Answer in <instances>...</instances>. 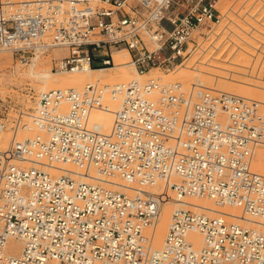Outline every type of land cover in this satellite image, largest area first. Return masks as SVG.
Segmentation results:
<instances>
[{"label":"built area","instance_id":"1","mask_svg":"<svg viewBox=\"0 0 264 264\" xmlns=\"http://www.w3.org/2000/svg\"><path fill=\"white\" fill-rule=\"evenodd\" d=\"M220 1L1 0L0 54L23 66L48 56L64 74L108 68L126 51L144 77L222 50L245 54L242 78L264 84V0ZM108 99L119 107L104 133L91 120ZM22 115L0 110V143L7 129L13 138L0 149V264H264L263 232L191 208L173 211L154 249L169 197L140 190L159 182L178 201L264 220V175L253 169L264 103L157 78L43 92L28 124ZM27 126L36 134L16 141Z\"/></svg>","mask_w":264,"mask_h":264},{"label":"rangeland","instance_id":"2","mask_svg":"<svg viewBox=\"0 0 264 264\" xmlns=\"http://www.w3.org/2000/svg\"><path fill=\"white\" fill-rule=\"evenodd\" d=\"M1 1V0H0ZM236 1H238V0H221V2H220V4H226V5H230V4H232V3H234V2H236ZM239 2H241V1H239ZM58 52H60V51H55V54L56 53H58ZM122 53V52H121ZM121 53H117V51H113V65H111L110 67L112 68V66L113 67H118L117 68V70H115V71H113V72H108V73H105V74H103L104 76H106L105 77V79H107L108 81H102V79L103 78H99L98 80H97V82H95V83H99L100 85H103V86H105L106 84H108V85H113V82H111L112 81V79L113 78H115L116 76H118V74L119 75H123V74H125V76H126V74H127V76H131V78H132V80H140L141 82H145L146 80H148V79H157V77H156V74H158V72H156V71H152V72H150L148 75H146V76H144V77H142V78H137L136 77V72H135V70H134V68L130 65V60H129V58H125L124 57V55L123 54H121ZM224 53V54H223ZM210 53L208 52L207 54H206V56L205 57H202V58H200L198 61H200L199 62V66H197L196 64L194 65V63L197 61V59L198 58H194L189 64H187L186 65V67L188 68H190V70L187 72L188 74L185 76V77H182L180 74H179V69L177 70V71H175L174 73H171V74H169V75H163V74H158V77H159V75H160V77H162V79L163 78H166L167 77V80H168V82L170 83V81H172L171 83H179V84H181L183 87H185V88H189L190 87V85L188 86V85H186L185 84V82L186 83H191V85H193V84H195L199 89H205L206 87H205V85H203V84H201V83H199L197 80V78L199 77H201V76H199V75H201V73H203V72H205V68H204V65L206 64V63H209L208 61H213V62H217L218 63V65L220 64V65H224L223 67H225V66H228L226 63H221V62H218V58L220 57L219 56V54L221 55V57L219 58V59H221V60H225V57H226V59L227 60H229V62H231V61H233V60H236V58H237V60L239 59V61H240V63H242V66H240V67H229L233 72H231V75H233V80H236V81H234V83H231L230 82V80H228V79H225V78H216V77H210V79L209 78H207V80H210V81H212L211 83L212 84H210V81L208 82L209 84H210V86H212V87H210V86H208L209 88H216V87H218V85L220 84V85H222V83H223V81H224V84L227 82V86H228V83L230 84H232L231 85V87L230 88H232V86H234V87H236V90L238 91V89L237 88H239V89H241L243 86H247L248 88H246L247 90H250L251 91V95H253L254 93H256V92H258L256 89H258V90H261V91H263L264 90V84H261V83H257V82H249V81H246L244 78H242L243 76H242V74H245V71L241 68V67H245V65H246V61H247V59L245 58V54L243 55L242 53L240 54V53H238L239 54V56H238V54H237V56H235L236 54H227V52H224V51H218L217 53L215 52L213 55H211V56H208ZM233 55V56H232ZM228 56H229V58H228ZM244 56V57H243ZM62 57V56H61ZM211 57L212 59H209V58ZM55 58H58V57H55ZM205 58H208V59H205ZM213 58L215 59V60H213ZM217 58V59H216ZM233 58H235V59H233ZM231 59H233V60H231ZM242 61H241V60ZM205 60V61H204ZM217 60V61H216ZM220 60V61H221ZM222 61V62H226L227 60H225V61ZM243 60H244V62H243ZM205 62V63H204ZM229 62H227V63H229ZM129 63V66L127 65ZM203 63V64H202ZM124 64V65H123ZM191 64H193V65H191ZM31 65L32 64H30V65H28V66H23V65H20V64H18L15 60H13L12 58H11V55L10 54H6V53H3V54H0V110H2V111H4V113L7 115V118H8V120L9 121H12L13 119H16L17 117H18V113L20 112H22L24 115H22V122H23V124H28L29 122H30V120H29V118H30V116H31V114L34 112V110H35V108H36V105H37V101H38V96H39V94L41 93L40 92V89H41V86H43V80L42 79H37V78H31L29 75H28V71L32 68L31 67ZM195 66V67H194ZM202 67V68H201ZM193 68V69H192ZM34 71H37V72H39V73H42V71H44V72H49L51 75H54L55 73L54 72H51V57H44V58H41L40 60H38L37 62H36V65H35V67L34 68H32ZM103 69H105V68H103ZM196 69V70H195ZM237 69V70H236ZM40 70H41V72H40ZM98 70V69H97ZM197 70H198V72H197ZM203 71V72H202ZM214 71H216V70H214ZM218 71V70H217ZM216 71V72H217ZM236 71V72H235ZM195 72V73H194ZM219 73H220V76H222V74H223V76L225 75V73H226V76L228 77V75H227V72H228V74H230L229 73V71H223V73H222V71L220 70V71H218ZM217 72V73H218ZM194 73V74H193ZM199 73V74H198ZM216 73V74H217ZM177 74H179L178 76H177ZM115 75V76H114ZM176 75V76H175ZM196 75V76H195ZM204 75V74H203ZM219 75V74H218ZM154 76V77H153ZM182 78H181V77ZM156 77V78H155ZM178 77V78H177ZM56 78V76H51V78L50 79H55ZM130 77H129V79H131ZM183 78H185L186 80H184ZM215 80H214V79ZM172 79V80H171ZM175 81H174V80ZM181 81H180V80ZM239 79V80H238ZM243 79V80H242ZM179 80V81H178ZM221 80V81H220ZM165 81V79H163V82ZM190 81V82H189ZM107 82V83H106ZM167 82V81H166ZM165 82V83H166ZM167 82V84H169ZM214 82L215 83H217V84H214ZM219 82H221V83H219ZM103 83V84H102ZM164 83V84H165ZM206 84V85H209V84ZM236 83V84H235ZM246 85H245V84ZM238 84H239V86H238ZM249 86H248V85ZM219 85V86H220ZM226 85V84H225ZM216 86V87H215ZM240 86H242L241 88H240ZM250 86H252V87H250ZM257 86V87H256ZM234 87L232 88V89H234ZM255 87V88H254ZM83 88V86L82 87H78L77 89H71V90H81ZM250 88V89H249ZM253 88V89H252ZM259 88H262V89H259ZM53 89H60L59 87H55V86H51V85H49V87H46L45 89H43L42 90V92L44 91V92H47V91H50V90H53ZM243 89H245V88H243ZM255 89V90H254ZM214 92H216L215 90H213ZM233 92L235 91V89L234 90H232ZM231 91V92H232ZM240 91V90H239ZM245 91V90H244ZM255 91V92H254ZM240 92H242V90L240 91ZM254 92V93H253ZM264 92V91H263ZM263 92H258L257 93V99L259 98L258 97V94H261L262 93V96H263V98H264V94H263ZM234 93H236V92H234ZM238 93V92H237ZM244 93V92H243ZM251 95H250V98H252L251 97ZM255 96H256V94H254ZM247 96H249V95H247ZM246 96V97H247ZM261 95H260V97H262ZM247 98H249V97H247ZM246 98V99H247ZM254 98V97H253ZM256 98V97H255ZM254 98V99H255ZM250 100V99H249ZM109 102H110V100H109ZM119 105V104H118ZM118 107L119 106H116V110L118 109ZM102 119V117H99V119ZM28 127V126H27ZM29 130V129H28ZM27 129L24 131V132H19L18 134H17V136H16V138H15V140H23L24 138H31V137H33L35 134H36V132L35 131H31V132H29ZM3 137H6V138H10L11 140L13 139L12 138V133H11V131L9 130V129H7L5 132H4V134H3ZM4 139V138H3ZM6 146V147H5ZM5 146H1L0 145V149H2L3 150V148L5 147L6 149L8 148L7 147V145H5ZM3 147V148H2ZM4 148V149H5ZM264 148H262V149H259V150H263ZM258 154V153H257ZM256 160V170L259 172V173H261L262 175L264 174V158H260V155H257L256 156V158H255ZM164 188V187H163ZM152 189L150 188V191H151ZM155 190H156V188H155ZM157 191H160V192H165V191H163L162 189H158ZM171 191V190H170ZM172 192V191H171ZM170 192V193H171ZM166 193V192H165ZM172 194V196L175 198V195H174V193L172 192L171 193ZM185 200V199H184ZM210 208H212L213 209V206H212V204H211V206H210ZM191 210V209H190ZM227 210H228V208H226V209H223V211L222 212H227ZM229 221H231V222H233L232 220H229ZM252 222H257V223H264V220H256V221H254V220H251ZM249 228H252V229H259V231L260 232H264V227L263 226H257V224H255V223H253V224H250L249 223V226H248ZM263 228V229H262ZM161 247H159L158 249H160Z\"/></svg>","mask_w":264,"mask_h":264},{"label":"bare ground","instance_id":"3","mask_svg":"<svg viewBox=\"0 0 264 264\" xmlns=\"http://www.w3.org/2000/svg\"><path fill=\"white\" fill-rule=\"evenodd\" d=\"M221 2V1H220ZM220 4V3H219ZM220 5H222V4H220ZM55 51L57 52V51H60V52H58V53H56L55 54ZM65 51L64 50H54L53 51V55L55 56V57H58V58H61V56H63L65 53H64ZM122 52V53H121ZM117 53H121V54H123L124 55V57L127 59V58H129V60H130V57H129V55H128V53L126 52V51H117ZM6 54H8V53H6ZM224 54V53H223ZM241 54V53H240ZM244 55V54H243ZM211 56V55H210ZM219 56L221 57V55L219 54ZM235 56H237V54L235 55ZM238 56H239V54H238ZM237 56V57H238ZM112 57H113V55H112ZM219 57V58H220ZM244 57V56H243ZM209 58V57H208ZM208 58H205V59H208ZM217 59L218 60V62H221V63H226L228 66H225V67H223L224 65H218V63L217 62H213V61H208L209 63H206L205 65H204V68H205V72H203V73H201V75H199V76H201L200 78L198 77L197 79V81L199 82V83H201V84H203V85H205V89H210V90H215L216 92H223V93H228V94H233V95H237V96H240V97H243V98H247V97H249V98H247V99H250V100H253V101H256V102H260V103H264V98H263V96H262V93L261 94H258V99H257V93L258 92H263L264 90L262 89V88H259V89H262L263 91H261V90H258V89H256L258 92H256V93H254V94H256V96L253 94V95H251L252 93H251V91L250 90H247L246 88H248L247 86H240V88L241 89H239V88H237L238 89V91L236 90V87H234V86H232V88L234 87V89H235V91L234 92H236V93H234L232 90H234V89H232V88H230L231 87V83H234V81H236V80H233L232 78H233V75H231V72H233L232 70L235 68V67H240V66H242V63H240V61H239V59L237 60V58H236V60H233V59H235V58H233V59H231V60H233V61H231V62H229V60H227L226 59V57H225V60H227L226 62H222L223 60H221V59ZM228 58H229V56H228ZM246 58V57H245ZM209 59H212L211 57L209 58ZM247 59V58H246ZM213 60H215L214 58H213ZM216 60V61H217ZM221 60V61H220ZM224 60V61H225ZM241 60V59H240ZM205 61V60H204ZM242 61V60H241ZM227 62H229V63H227ZM243 62H244V60H243ZM247 62V61H246ZM205 63V62H204ZM203 64V63H202ZM35 65H36V63H33L32 65H31V67L32 68H34L35 67ZM124 65V64H123ZM128 66H129V63L127 64ZM191 65H193V64H191ZM195 67V66H194ZM229 67H234L232 70L229 68ZM30 69L28 72V75L31 77V78H37V79H42L43 81V86H41V89H40V92L41 93H43L42 92V90L43 89H45L46 87H49V85H51V86H55V87H59L60 89H62V90H65V89H69V90H71V89H77L78 87H82L83 86V88L87 85V84H90V83H95V82H97V80L99 79V78H103L102 79V81H108L107 79H105V77L106 76H104L103 74H105V73H108V72H113V71H115V70H117V68L118 67H113L112 66V68L111 67H108V68H105V69H90V70H87V71H85V72H82V73H64V74H54V75H51L49 72H44V71H42V73H39V72H37V71H34L33 69ZM202 68V67H201ZM193 69V68H192ZM190 70V68L188 67H182V68H179V74L182 76V77H185L189 72ZM196 70V69H195ZM214 70H218V71H222V73H223V71H229V73L230 74H228V72H227V75H228V77L226 76V73H225V75L223 76V74H222V76H220V73L218 72H216V71H214ZM237 70V69H236ZM40 72H41V70H40ZM188 72V73H187ZM197 72H198V70H197ZM236 72V71H235ZM195 73V72H194ZM193 73V74H194ZM217 73V74H216ZM120 74V73H119ZM118 74V76H116L115 78H113L112 79V81L111 82H113V85H125V84H128V83H130V82H132V81H136V80H132V78H131V76H127V74H126V76H125V74H121V75H119ZM136 74V73H135ZM159 74V73H158ZM158 74H156V77L157 78H161V80H162V82H163V79H165V81L163 82V83H165L166 81L168 82V80H167V77L166 78H163L162 79V77H160V75H159V77H158ZM179 74H177V76L179 75ZM199 74V73H198ZM204 74V75H203ZM219 74V75H218ZM51 76H56V78L53 80V79H50L51 78ZM115 76V75H114ZM176 76V75H175ZM180 76V77H181ZM196 76V75H195ZM216 77V78H225V79H228V80H230V84L228 83V86H227V82L224 84V81H223V83H222V85H218V87H216V88H209L208 86H210V84H212L211 82L213 81H210L211 79H210V77ZM129 77L131 78V79H129ZM136 77L137 78H142L141 76H138L137 74H136ZM154 77V76H153ZM155 77V78H156ZM181 77V78H182ZM178 78V77H177ZM207 78H209L210 80H207ZM184 80H186L185 78H183ZM214 79V78H213ZM172 80V79H171ZM174 80V79H173ZM176 80V79H175ZM174 80V81H175ZM180 80V79H179ZM178 80V81H179ZM215 80V79H214ZM239 80V79H238ZM243 80V79H242ZM181 81V80H180ZM210 81V84L208 83ZM221 81V80H220ZM167 82L165 83V84H167ZM172 81H170V83H171ZM187 82V81H186ZM185 82V84L186 85H191V83H186ZM190 82V81H189ZM107 83V82H106ZM169 83V82H168ZM209 84V85H206V84ZM219 83H221V82H219ZM103 84V83H102ZM214 84H217V83H215L214 82ZM236 84V83H235ZM245 84V83H244ZM246 85V84H245ZM248 85V84H247ZM106 86H108V84H106ZM238 86H239V84H238ZM249 86V85H248ZM210 87H212V86H210ZM250 87H252V86H250ZM257 87V86H256ZM82 88V89H83ZM243 88H245V89H243ZM255 88V87H254ZM81 89V90H82ZM204 89V88H203ZM250 89V88H249ZM253 89V88H252ZM53 90H59V89H53ZM242 90V92H240V91ZM245 90V91H244ZM255 90V89H254ZM51 91V90H50ZM76 91H79V90H76ZM199 91H201V90H199ZM232 91V92H231ZM48 92V91H47ZM238 92V93H237ZM244 92V93H243ZM251 93V94H250ZM263 94H264V92H263ZM247 95H249V96H247ZM250 95H251V97L252 98H250ZM260 95L262 96V97H260ZM247 96V97H246ZM107 105H108V107H109V111H105V112H94L93 113V118H92V120L91 121H93V124H96V125H98L99 126V128H100V130L102 131V132H104V133H108L109 131H110V129H111V126H112V120H113V112H115L116 111V106H119L118 105V103L117 102H113V101H110L109 102V99L107 100ZM99 117H102V119L100 118L99 119ZM31 129V127L30 126H28L26 129L28 130V129ZM29 129V130H30ZM4 138V139H3ZM2 138V141H1V143H0V145L1 146H5V145H7V147L9 146V144H10V142H11V139L9 138H6V137H3ZM16 141H21V140H16ZM6 147V146H5ZM4 147V148H5ZM3 148V147H2ZM3 148V149H4ZM6 149V148H5ZM258 153V154H257ZM257 153H256V156L257 155H260V158L262 159V158H264V149L263 150H258L257 151ZM256 156H255V158H256ZM256 160V159H255ZM253 169H254V171L256 172V173H258V174H260V175H262L261 173H259L257 170H256V161H255V164L253 165ZM264 175V174H263ZM150 188L152 189L151 191H150ZM155 188H156V190H155ZM158 189H162L163 191H165L166 193H167V195H168V199H167V203H165L164 205H163V207H162V213H161V218H160V221H159V223H158V225H157V227H156V229H155V231H154V237H153V248L154 249H156V250H160L161 248H162V245H163V242H164V238H165V235H166V232H167V228H168V225H169V220H170V216H171V214L173 213V211H175V210H179V209H182V208H184V209H193V210H195V211H197V212H200V211H202V210H205L207 213V215H209V216H212V217H215V216H217V215H223V214H225V215H228V216H231L232 217V221H235V222H239V223H241V224H244L245 226H249V223L250 224H253V223H255V224H257V226L259 225V226H263L264 227V223H257V222H252L251 221V219H248L247 217H245L246 218V220H250V222H247V221H242V216H241V211L239 210V209H237V208H229V207H224V208H217L211 201H208V200H200V199H195V198H186L185 200H182V201H178V200H176L173 196H172V192L169 190V189H165V188H163V185L161 184V183H157L156 185H154V186H147V187H143L142 189H140L142 192H150V193H160V191H157ZM125 192H127V193H129L131 196H135V194L134 193H132V192H128V191H125ZM171 192V193H170ZM211 204H212V206H213V209L212 208H210V206H211ZM226 208H228V210H227V212H222L223 211V209H226ZM242 221V222H241ZM263 229V228H262ZM256 230H259V229H257L256 228ZM263 232V231H262ZM264 233V232H263ZM188 240L192 243V244H194L197 248H200L201 247V245H202V238L198 235V234H196V233H191V234H189V236H188ZM159 247H161L160 249H158ZM9 248H15L16 250H18V252L20 251V249H21V244L19 243V242H14V241H11L10 242V245H9Z\"/></svg>","mask_w":264,"mask_h":264}]
</instances>
